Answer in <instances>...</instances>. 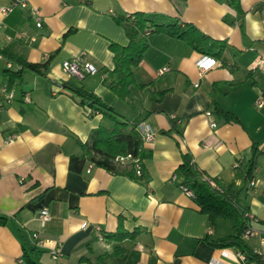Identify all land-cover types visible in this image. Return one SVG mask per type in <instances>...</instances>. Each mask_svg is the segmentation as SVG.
<instances>
[{"label": "crops", "instance_id": "0c3cea01", "mask_svg": "<svg viewBox=\"0 0 264 264\" xmlns=\"http://www.w3.org/2000/svg\"><path fill=\"white\" fill-rule=\"evenodd\" d=\"M239 3L240 11L232 0H29V8L40 11L42 28L29 10L8 17L10 28L28 38L0 45H12L41 74L24 72L19 90L11 88L15 100L0 110V264H28V252L35 264H102L98 256L117 249L104 264H239L238 250L210 244L234 232L224 235L182 189L178 171L186 154L204 180L237 192L250 225L264 237V0ZM136 13L159 16L164 24H193L227 47L214 58L217 66L201 72L206 56L177 38L149 35L135 70L137 83L149 87L135 92L130 104L120 102L104 80L114 69L111 45L129 44L116 18ZM78 56L98 73L84 80L66 74L63 62ZM163 68L170 71L159 75ZM72 88L94 93L154 132L155 139L144 142L152 156L142 161V177L92 163L82 173L70 171L71 157L83 154L75 139L87 142L105 123L70 96ZM174 116L182 120L181 136L164 133ZM43 210L51 215L45 226ZM119 230L134 236L122 242L107 237ZM35 234L47 243L39 244Z\"/></svg>", "mask_w": 264, "mask_h": 264}, {"label": "trees", "instance_id": "16d2710c", "mask_svg": "<svg viewBox=\"0 0 264 264\" xmlns=\"http://www.w3.org/2000/svg\"><path fill=\"white\" fill-rule=\"evenodd\" d=\"M232 5L240 11L239 0H232ZM18 14V12H16ZM20 13V12H19ZM15 14L13 15V17ZM21 17V16H20ZM159 16H150L144 13H136L129 18L118 17L117 23L125 30L129 44L120 46L112 44L110 49L114 55V69L106 72L104 84L118 98L120 102L130 104L135 92L143 91L149 85L138 84L135 78V70L143 61L145 53L149 48L148 38L151 34H164L182 40L193 47V50L206 57L220 59L227 47L226 42L213 40L202 33L193 24L175 22L164 24ZM11 25H15L10 21ZM0 54L13 63L21 66V70L10 71L4 69V76L7 78V86L13 88L22 80L24 72L32 71L41 74L40 66L28 63L22 56L15 53L12 45L0 48ZM73 98L85 108L102 116L105 123L95 129L87 142L75 139L83 154L73 156L70 159V171L82 173L88 163L97 165L117 175H125L135 179L136 162L139 165L142 161L152 156L151 149L145 148L139 126L141 123L129 121L120 115L115 108L107 105L102 98L84 88H72ZM165 92H160L158 101H161ZM220 115L227 121L238 122V118L231 112L220 110ZM173 126L165 134L176 133L182 135L177 122L172 120ZM119 157H130L125 162L117 161ZM256 158V155L255 157ZM183 164L178 173L183 178V185L193 191L195 199L201 211L207 214L212 224L218 220H229L234 224V233L219 241L210 244L218 249L235 248L239 253L247 257L249 263L262 264L253 253L252 248L243 239V232L248 225L246 213L248 208L243 207L238 200L237 192L233 188H222V192L214 190L204 180L203 173L194 164L189 154L183 156ZM256 169V162L252 170ZM218 184V183H217ZM132 233H125L119 230L116 234L107 237L119 242L132 239ZM121 249V248H119ZM98 256V260L104 264L109 258L117 253ZM137 260V259H136ZM28 264H35L29 252L26 253Z\"/></svg>", "mask_w": 264, "mask_h": 264}, {"label": "built area", "instance_id": "2783aa9c", "mask_svg": "<svg viewBox=\"0 0 264 264\" xmlns=\"http://www.w3.org/2000/svg\"><path fill=\"white\" fill-rule=\"evenodd\" d=\"M29 0H0V42L4 41L5 44H11L15 42L16 40H26L28 36L25 32L19 31L15 32V30L11 29L9 24L7 23L8 17L10 18L18 11H24L29 10L30 17L35 20L37 28H42V21L40 11L36 8H29ZM31 41H35V38H30ZM0 48H4L0 45ZM0 61L5 62V68L7 70H21V66L13 63L12 61H9L6 59L2 54H0ZM218 65V61L211 57L204 58L199 64L198 67L201 72H206L211 69H213L215 66ZM260 65H264V60L260 61ZM63 71L70 75L71 77L77 78L79 80H84L88 76H93L98 73L97 68L86 61L83 56H78L77 58L73 60H66L62 64ZM169 68H163L159 75H163L167 72H169ZM15 93L14 91L9 88L8 86L4 85L0 87V110L4 108L6 105L11 104L15 100ZM263 101L260 102L259 107H263ZM212 113L209 111L207 112V116H211ZM173 120L177 122V124L181 125L182 120L178 119V117L174 116ZM212 127H216V124L213 123ZM140 134L142 135L143 142L149 143L152 142L155 139L154 132L145 124L141 123L139 126ZM13 142V140H10V143ZM130 157H119L117 158V161L125 162L129 160ZM136 176L142 177V169L141 165L136 162ZM214 190L218 192H222L221 186H219L214 179H205ZM255 182L251 181V186H254ZM183 191L188 194L191 197H195L193 191H191L188 187L182 186ZM248 219V225L245 228L243 232V239L248 240L253 237H259V233L252 228L250 225L252 222L251 216L247 214ZM51 220V215L47 210H43L40 215V221L42 226H45L47 222ZM88 223H84L82 225V228H87ZM34 238L38 240L39 244L44 245L47 243L44 239L40 238L38 234L34 235ZM102 238V236H101ZM253 253L258 257V259L261 261L262 264H264V237H260L259 244L257 247L252 249ZM51 254L53 258H57L58 253L55 250H51ZM237 259L239 264H255V263H249L247 261V257L243 253L237 254ZM210 264H219L217 261H213Z\"/></svg>", "mask_w": 264, "mask_h": 264}, {"label": "rangeland", "instance_id": "374dc122", "mask_svg": "<svg viewBox=\"0 0 264 264\" xmlns=\"http://www.w3.org/2000/svg\"><path fill=\"white\" fill-rule=\"evenodd\" d=\"M5 68V62L4 61H0V79L3 80V69ZM14 90L15 92L19 90V86L18 85H14ZM129 116H126L125 119H128ZM240 204H242L240 202ZM217 225L220 228V231L222 233H224V235H231L234 232V225L233 222L229 221V220H218L217 221ZM258 237H253L248 239V243L250 244V246H257L258 245Z\"/></svg>", "mask_w": 264, "mask_h": 264}]
</instances>
